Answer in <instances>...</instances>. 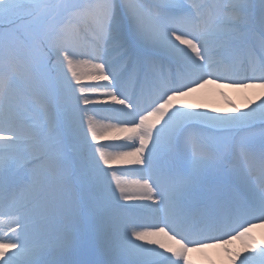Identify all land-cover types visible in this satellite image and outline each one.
I'll return each mask as SVG.
<instances>
[{"label":"snow or ice","instance_id":"6c2138e0","mask_svg":"<svg viewBox=\"0 0 264 264\" xmlns=\"http://www.w3.org/2000/svg\"><path fill=\"white\" fill-rule=\"evenodd\" d=\"M209 85L264 90V0H0V264H264V96Z\"/></svg>","mask_w":264,"mask_h":264},{"label":"bare ground","instance_id":"6f19581e","mask_svg":"<svg viewBox=\"0 0 264 264\" xmlns=\"http://www.w3.org/2000/svg\"><path fill=\"white\" fill-rule=\"evenodd\" d=\"M89 83V81H85ZM223 93V95H221ZM227 95L233 97L231 100L241 109L246 105L251 104L253 101L259 102L260 97L264 96V90L255 89H238V88H217L215 85L212 87H206L195 95L193 102L203 104L207 109L211 110L213 108L221 109L224 112L230 110V106L227 103ZM254 235L264 243V229H258L255 231ZM230 247L239 250L241 247L240 243L235 242ZM221 248L213 247L208 248L199 252H191L189 254V259L191 264H228V258L225 251L220 250ZM223 249V248H222ZM224 250V249H223ZM207 254H210L207 256ZM207 256V258H206Z\"/></svg>","mask_w":264,"mask_h":264}]
</instances>
